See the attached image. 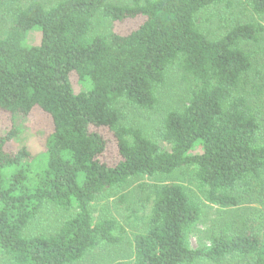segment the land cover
I'll return each instance as SVG.
<instances>
[{
  "label": "trees",
  "instance_id": "trees-1",
  "mask_svg": "<svg viewBox=\"0 0 264 264\" xmlns=\"http://www.w3.org/2000/svg\"><path fill=\"white\" fill-rule=\"evenodd\" d=\"M227 0H0L9 26L0 37V110L10 115L38 108L51 117L45 149L33 156L24 146L10 151L11 129L0 134V253L9 264H75L96 248L120 242L114 219L93 220L91 203L129 178L168 175L185 167L220 207L236 205L234 191L264 174V138L258 112L249 105L244 77L251 68L239 43L256 39L258 24H238L210 39L196 13ZM264 14V0H248ZM97 12L111 21L142 17L126 34H91ZM40 30L37 44H24ZM178 62L194 79L187 103L169 111L162 149L140 129L122 124L125 101L151 109L167 68ZM88 83L75 92L70 74ZM107 132L116 159L106 157ZM75 210L55 230L26 235L46 205ZM196 197L177 183L154 187L144 231L133 237L129 264L219 263L227 256L264 264L260 234L226 227L207 246L191 248L200 221ZM113 264H127L122 261Z\"/></svg>",
  "mask_w": 264,
  "mask_h": 264
},
{
  "label": "rangeland",
  "instance_id": "rangeland-1",
  "mask_svg": "<svg viewBox=\"0 0 264 264\" xmlns=\"http://www.w3.org/2000/svg\"><path fill=\"white\" fill-rule=\"evenodd\" d=\"M38 1L46 7L60 0H22L21 4ZM113 4H130L132 0H107ZM198 28L210 39L222 37L231 27L238 24H258L263 30L256 39L239 43L249 56L251 68L244 77V87L247 91L249 105L258 112L261 133L264 138V14L252 10L248 0H227L202 8L196 15ZM137 17L122 22L111 21L97 12L92 20L91 34H104L111 30L126 34L142 22ZM9 26L8 17L0 13V37H3ZM40 30L30 31L24 44H37ZM75 92L85 91L88 83L70 74ZM194 79L180 67L178 62L170 65L165 73V80L156 92V103L151 109L138 108L125 101H120L124 119L122 124L140 129L143 135L156 142L162 149L169 146L160 138L162 121L172 110H180L188 101ZM52 128L51 117L38 108L30 113L10 115L0 110V134L11 129L13 138L6 148L15 151L24 146L33 156L40 155L45 149V139ZM108 150L106 157L116 159L115 142L110 132H107ZM177 183L196 197L201 205L200 221L189 235L191 248L207 246L213 235L223 228L230 227L233 231L252 232L260 234L264 229V174L248 185H243L234 191L238 198L236 205L220 207L207 202L204 190L199 186L194 176L193 167L175 170L168 175H142L131 177L127 183L118 189H111L100 194L90 205L93 220L114 219L119 225L120 242L115 245H104L96 248L90 254L75 264H113L118 261L131 263L133 258V237L145 230L151 211L153 190L156 185ZM75 210H62L55 205L44 206L37 216L28 224L25 234L34 235L55 230ZM0 264H9L0 253ZM193 264H248L245 259L227 256L219 263L199 260Z\"/></svg>",
  "mask_w": 264,
  "mask_h": 264
}]
</instances>
